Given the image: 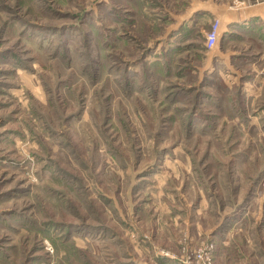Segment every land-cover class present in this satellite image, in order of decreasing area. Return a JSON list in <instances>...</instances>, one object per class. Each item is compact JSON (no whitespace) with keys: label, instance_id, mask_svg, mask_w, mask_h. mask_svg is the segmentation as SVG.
Returning <instances> with one entry per match:
<instances>
[{"label":"rangeland","instance_id":"374dc122","mask_svg":"<svg viewBox=\"0 0 264 264\" xmlns=\"http://www.w3.org/2000/svg\"><path fill=\"white\" fill-rule=\"evenodd\" d=\"M246 10L264 0H0V264H264Z\"/></svg>","mask_w":264,"mask_h":264},{"label":"crops","instance_id":"0c3cea01","mask_svg":"<svg viewBox=\"0 0 264 264\" xmlns=\"http://www.w3.org/2000/svg\"><path fill=\"white\" fill-rule=\"evenodd\" d=\"M216 10L215 8H204L202 14H204V16L207 15H216ZM224 14V13H223ZM228 23L229 24H235V23H241L244 25H250L253 23L256 24H262L264 25V12H258V13H251L250 10H246L245 12H242V14H236L234 15L231 20L228 17Z\"/></svg>","mask_w":264,"mask_h":264},{"label":"built area","instance_id":"2783aa9c","mask_svg":"<svg viewBox=\"0 0 264 264\" xmlns=\"http://www.w3.org/2000/svg\"><path fill=\"white\" fill-rule=\"evenodd\" d=\"M220 37L219 21L215 20L211 30L206 35V46L210 49L214 48Z\"/></svg>","mask_w":264,"mask_h":264}]
</instances>
